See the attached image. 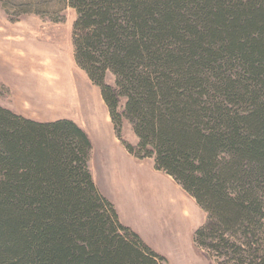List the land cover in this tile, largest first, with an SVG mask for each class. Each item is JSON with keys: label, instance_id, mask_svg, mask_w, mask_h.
Segmentation results:
<instances>
[{"label": "trees", "instance_id": "obj_1", "mask_svg": "<svg viewBox=\"0 0 264 264\" xmlns=\"http://www.w3.org/2000/svg\"><path fill=\"white\" fill-rule=\"evenodd\" d=\"M65 1L116 137L205 213L195 247L264 264V0ZM90 149L69 119L0 105V264H166L97 189Z\"/></svg>", "mask_w": 264, "mask_h": 264}, {"label": "rangeland", "instance_id": "obj_2", "mask_svg": "<svg viewBox=\"0 0 264 264\" xmlns=\"http://www.w3.org/2000/svg\"><path fill=\"white\" fill-rule=\"evenodd\" d=\"M75 18L65 0H0V105L37 119L84 125L94 142L89 153L94 176L120 219L166 264H215V253L193 241L205 213L180 197L150 161L137 162L116 142L99 89L73 59ZM105 81L113 84L110 72ZM121 134L136 143L127 121Z\"/></svg>", "mask_w": 264, "mask_h": 264}, {"label": "crops", "instance_id": "obj_3", "mask_svg": "<svg viewBox=\"0 0 264 264\" xmlns=\"http://www.w3.org/2000/svg\"><path fill=\"white\" fill-rule=\"evenodd\" d=\"M89 81V80H88ZM99 95H100V92H99ZM100 99H101V102H102V104H103V106L105 107V110H106V114H107V119H108V122L111 124V121H110V118H109V115H108V111H107V108H106V106H105V104H104V102H103V100H102V98H101V95H100ZM7 109H9V110H11L12 112H14L15 114H18V115H21V116H23V117H26V118H29V119H32V120H35V121H39V122H48V121H54V120H44V119H37V118H35V117H31V116H29V115H27V114H24V113H22V112H20V111H18V110H15V109H11V108H9L8 106L6 107ZM57 120V119H56ZM77 126H79L85 133H86V135H87V137L89 138V141H90V143H91V150H92V147H93V145H94V142H93V139H92V136H91V134L88 132V130H86L85 128V126L84 125H82V124H80V123H78V122H75V121H73ZM112 126V125H111ZM85 127V128H84ZM112 131H113V128H112ZM114 133V132H113ZM114 137H115V135H114ZM116 139V138H115ZM116 142H118L119 144H121L117 139H116ZM125 149V148H124ZM126 151V150H125ZM127 152V151H126ZM128 153V152H127ZM129 154V153H128ZM130 155V154H129ZM132 158H134L135 160H137L135 157H133L132 155H130ZM90 158H91V155L89 154V161H88V167H89V170H90V173H91V176H92V179H93V182H94V184L96 185V187H97V189L101 192V194L103 195V196H105L112 204H113V206H114V208L116 207L115 206V203L105 194V193H103V191H102V189H101V186H100V184H99V182H98V180H96V178H95V176H94V173H93V170H92V166H91V164H90ZM145 161H150V163H151V166H152V168L154 169V166H153V161H152V159H144V160H137V162H140V163H142V162H145ZM155 170V169H154ZM157 173H160V174H162V175H164L165 176V179L166 180H168L173 186H174V188L176 189V190H178V192H180L182 195H179L180 197H182V198H184V199H186V201H191V202H194L195 204H196V202H195V200L192 198V197H190L187 193H185L183 190H182V188L170 177V176H168V175H166L165 173H163V172H161V171H158V170H155ZM177 192V194H179ZM197 205V204H196ZM197 207L199 208V206L197 205ZM200 209V208H199ZM115 210H116V212H117V215H118V218H119V220H120V222L122 223V224H124L125 226H128L127 224H125L121 219H120V217H119V213H118V211H117V209L115 208ZM129 228H131L130 226H128ZM132 229V228H131ZM134 231V230H133ZM138 234V233H137ZM139 235V234H138ZM140 236V235H139ZM141 238V237H140ZM142 239V238H141ZM143 240V239H142ZM144 241V240H143ZM198 251V250H197ZM199 253V252H198ZM200 254V253H199ZM197 255V254H196ZM199 256H201V254L199 255Z\"/></svg>", "mask_w": 264, "mask_h": 264}]
</instances>
